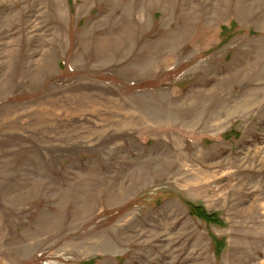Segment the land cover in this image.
Returning <instances> with one entry per match:
<instances>
[{"label": "rangeland", "instance_id": "obj_1", "mask_svg": "<svg viewBox=\"0 0 264 264\" xmlns=\"http://www.w3.org/2000/svg\"><path fill=\"white\" fill-rule=\"evenodd\" d=\"M0 264H264V0H0Z\"/></svg>", "mask_w": 264, "mask_h": 264}, {"label": "trees", "instance_id": "obj_2", "mask_svg": "<svg viewBox=\"0 0 264 264\" xmlns=\"http://www.w3.org/2000/svg\"><path fill=\"white\" fill-rule=\"evenodd\" d=\"M195 215H197V216H199V217H201V218L204 217L203 214H195Z\"/></svg>", "mask_w": 264, "mask_h": 264}]
</instances>
